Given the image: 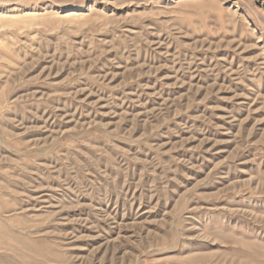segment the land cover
Returning a JSON list of instances; mask_svg holds the SVG:
<instances>
[{
	"label": "rangeland",
	"instance_id": "obj_1",
	"mask_svg": "<svg viewBox=\"0 0 264 264\" xmlns=\"http://www.w3.org/2000/svg\"><path fill=\"white\" fill-rule=\"evenodd\" d=\"M0 264H264V0H0Z\"/></svg>",
	"mask_w": 264,
	"mask_h": 264
}]
</instances>
